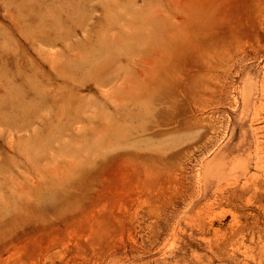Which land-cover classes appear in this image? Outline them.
Listing matches in <instances>:
<instances>
[{"label":"rangeland","instance_id":"obj_1","mask_svg":"<svg viewBox=\"0 0 264 264\" xmlns=\"http://www.w3.org/2000/svg\"><path fill=\"white\" fill-rule=\"evenodd\" d=\"M0 71V264H264V0H0Z\"/></svg>","mask_w":264,"mask_h":264},{"label":"bare ground","instance_id":"obj_2","mask_svg":"<svg viewBox=\"0 0 264 264\" xmlns=\"http://www.w3.org/2000/svg\"><path fill=\"white\" fill-rule=\"evenodd\" d=\"M127 38V37H126ZM110 43H112L111 41H110ZM113 44V43H112ZM104 46V45H103ZM103 50V49H102ZM3 72V71H2ZM0 73H1V71H0ZM2 75V74H1ZM0 75V76H1ZM4 75V74H3ZM3 84V83H2ZM8 85V84H7ZM146 87V86H145ZM11 88H13V87H11ZM15 88V87H14ZM16 90V89H15ZM1 101V100H0ZM4 103L6 102V101H3ZM3 103V104H4ZM7 104V103H6ZM19 105V104H18ZM13 106H15V105H13ZM17 106V105H16ZM17 108H18V106H17ZM16 109V108H15ZM18 111V110H17ZM1 113V112H0ZM5 114V113H4ZM12 114V113H11ZM3 119V118H2ZM116 128V127H115ZM115 130V129H114ZM116 131V130H115ZM117 132V131H116ZM103 146V145H102ZM57 189V188H56ZM55 190V189H54Z\"/></svg>","mask_w":264,"mask_h":264}]
</instances>
